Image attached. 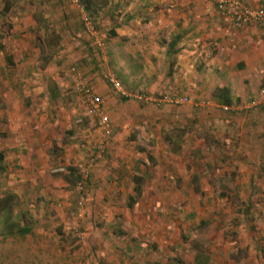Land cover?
Wrapping results in <instances>:
<instances>
[{
  "label": "rangeland",
  "instance_id": "1",
  "mask_svg": "<svg viewBox=\"0 0 264 264\" xmlns=\"http://www.w3.org/2000/svg\"><path fill=\"white\" fill-rule=\"evenodd\" d=\"M173 2L108 0L89 15L100 55L78 4L0 0V197L16 196L10 221L29 229L0 235V264H264V132L248 108L264 79L224 112L212 72L159 51L187 8ZM106 72L187 103L121 98ZM75 73L102 99L107 136Z\"/></svg>",
  "mask_w": 264,
  "mask_h": 264
},
{
  "label": "crops",
  "instance_id": "2",
  "mask_svg": "<svg viewBox=\"0 0 264 264\" xmlns=\"http://www.w3.org/2000/svg\"><path fill=\"white\" fill-rule=\"evenodd\" d=\"M240 1L247 7L264 10V0ZM172 5L187 8L182 14L174 15L172 31L164 36L162 33L164 43L159 51L175 55L178 70H189L193 68L190 64L197 62L195 70L212 72L209 75L214 76L216 88H227L234 103L241 102L244 96L238 88L244 90L264 79V28L228 29L222 26L214 8L203 0H174ZM257 111L252 114L251 125L259 124L263 135L264 104ZM251 120L245 119L243 125Z\"/></svg>",
  "mask_w": 264,
  "mask_h": 264
},
{
  "label": "built area",
  "instance_id": "3",
  "mask_svg": "<svg viewBox=\"0 0 264 264\" xmlns=\"http://www.w3.org/2000/svg\"><path fill=\"white\" fill-rule=\"evenodd\" d=\"M206 4H210L214 10L217 12L222 26H225L228 29H233L236 31L244 29H261L264 28V10L258 8H250L245 6L240 0H203ZM73 5L78 4V0H70ZM83 26L87 34L92 38L93 45L99 51L100 55L103 51V42L100 38L97 37L96 32L92 28V25L87 16L83 17ZM73 72L74 69L72 68ZM75 78L73 80L75 89L79 92L81 96L82 104L89 116L96 118L101 130L107 136L109 131L108 129V120L107 116L102 114L101 105L103 103L102 99L94 94L91 90V87L86 81L81 79L79 73H75ZM103 81L121 98L130 99L139 103H155L167 104L171 106H181L187 103L186 97L178 96H164L161 98L154 99L151 95L144 92H131L127 93L120 82L116 77L110 72L103 74ZM264 104V87L259 95V97L253 100L248 108L257 109L258 106ZM224 110H229L227 107H224ZM103 152V146L98 144L95 147V150L90 154L89 162H94L101 157Z\"/></svg>",
  "mask_w": 264,
  "mask_h": 264
},
{
  "label": "trees",
  "instance_id": "4",
  "mask_svg": "<svg viewBox=\"0 0 264 264\" xmlns=\"http://www.w3.org/2000/svg\"><path fill=\"white\" fill-rule=\"evenodd\" d=\"M108 2V0H78V5L81 8L82 11H84L88 16L89 15H96V13ZM8 11V5L7 3L4 4V7L2 8V14H5V12ZM92 28L94 31L96 30L95 25L93 23V20L91 16L88 17ZM113 36L114 34L111 33ZM145 93V92H144ZM185 97V96H183ZM213 98H215V101L217 104H219L221 107H229L234 100L231 99L229 90L225 87L221 88H215L213 91ZM126 99V98H124ZM224 112L229 113V110H224ZM53 147V145H52ZM2 159V155H0V161ZM67 175H73V172L68 170ZM134 182L137 183L138 179H133ZM77 182V181H76ZM132 191L134 193L133 197H129L130 200V206L134 203V200L136 197L139 196V188L136 186H133ZM16 196L12 193H5L1 195L0 197V222L3 223L4 229L0 232L1 236H5V234H13L23 236L26 235L29 232V229L23 225L19 226L15 223H11L10 218L12 214V210L15 207L16 204Z\"/></svg>",
  "mask_w": 264,
  "mask_h": 264
}]
</instances>
